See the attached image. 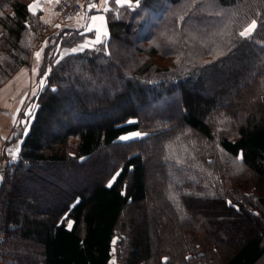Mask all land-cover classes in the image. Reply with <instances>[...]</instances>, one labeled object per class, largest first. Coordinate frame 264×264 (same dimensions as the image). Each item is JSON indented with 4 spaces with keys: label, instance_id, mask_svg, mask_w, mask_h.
Listing matches in <instances>:
<instances>
[{
    "label": "trees",
    "instance_id": "1",
    "mask_svg": "<svg viewBox=\"0 0 264 264\" xmlns=\"http://www.w3.org/2000/svg\"><path fill=\"white\" fill-rule=\"evenodd\" d=\"M31 1L0 0V87L30 62L43 33ZM131 3L110 0L100 43L72 51L90 32L65 25L46 38L37 107L0 183V264H109L112 257L116 264H212L225 245L219 264H264V0ZM253 20L251 34L240 36ZM75 89L99 90L93 111L86 99L71 100ZM173 93L179 121L173 110H139ZM221 115L228 116L223 127ZM132 132L144 134L129 139L139 148L123 153L115 169L103 165L104 181L98 175L82 187L47 188L33 169L94 167L97 151ZM156 158L164 200L150 207L146 163ZM197 207L232 217L229 233Z\"/></svg>",
    "mask_w": 264,
    "mask_h": 264
},
{
    "label": "rangeland",
    "instance_id": "2",
    "mask_svg": "<svg viewBox=\"0 0 264 264\" xmlns=\"http://www.w3.org/2000/svg\"><path fill=\"white\" fill-rule=\"evenodd\" d=\"M54 2H55V0H54ZM58 19H59V17H57V20ZM69 20H64V21H69ZM61 21H63V20H61ZM65 26H69V25L67 24ZM60 29L61 28H57L56 25H48V26H46V33L43 37H46L48 39L49 36L56 35ZM107 35H108V33H107ZM103 36L104 35H101L100 39H102ZM86 42H90V45H91V44H93L94 40H90V41L88 40ZM86 42L84 41L82 44H80V46L76 47L75 49L80 48ZM83 48H85V47H83ZM32 49H33V47H32ZM67 51H70V50L62 49V50H60L59 54H61V52L64 53ZM41 59H42L41 55H40L39 60H37V58L31 59L32 62L28 66L29 70L33 71V69H36V71H33V73L38 74L37 71H38V67L40 65ZM106 88H107V90H111V88H109L108 85L106 86ZM98 91L99 90L95 89V91H90L87 96H84L83 91L81 89H75L74 91L70 92L69 94H70V98L72 101H74V99H80V100L86 99L85 102L87 103V105H90V106H88L90 108V111H93V109L96 108V104H95L94 100L97 96ZM242 95L243 94H241V96ZM249 96L250 95H246V97L242 101V105H245V108L247 111L251 110V108L250 109L248 108L247 103H253L251 96L250 97ZM170 99L175 100V102H176L175 105L168 103V101ZM30 101L32 102V104H31L32 106L37 107V103H33L34 100H30ZM178 103H179L178 96L176 95V93H173L168 97H164V98L157 100V102L155 104L150 103V104L146 105L145 107L139 108V110L140 111H143V110L147 111L148 115H152L161 109L173 110L174 119L179 121L181 119V116L177 113V109H178L177 106L179 105ZM99 106L101 107L102 104H100ZM28 115H30V113ZM226 120H228V116L221 115L219 118L216 119V122L218 124L220 123L219 124L220 127L221 126L223 127V124H224V122H226ZM132 133H136V132H132ZM132 133H129L126 135H130ZM141 134L142 135H140L138 137H141L144 135L143 133H141ZM126 135H123V136H126ZM180 135H182V132H180V131L177 132V130H176V133H175L176 142L178 140L182 139L180 137ZM138 137H133L131 139L135 140ZM14 139H15L16 143H13L11 145V147L9 146L7 148V153H6L7 162H9L11 160H15V158L18 154V153H16L15 158H13L12 153L9 152V149L14 151L17 147L19 148L20 139H18V132L16 133V135H14ZM137 142L138 141H130L128 139V141L124 142V143L118 142V144L111 146V147H107V148L102 147L95 154V160L97 163H95V160H94V163H93L94 167H92L88 164L84 167L77 168V167L71 166L69 164L60 165V164H53V163H46L45 164L46 166H44L43 168H40L41 166L39 164H32V166H33L34 170H41L40 173L42 176V180L40 181V183L41 184L44 183L47 186V188H53L55 185L64 187L65 189L68 187H70V188H73V187L76 188L77 187L78 188V187H82L84 185H88L89 182H91V179H93L92 177L95 178L98 175L100 176L99 178H101L103 181L106 180V178L108 176V174H106L107 172L106 173H102V172L100 173L99 169L103 168L104 166L106 167V165H107V167H111L112 169H115L118 162L121 160V156L123 153L126 156L129 153H131V152H133L139 148ZM145 146H146V144H145ZM232 165H235L234 160H232ZM157 166H159V160L157 158L150 160L146 163V181H147L148 190L150 192L151 199H152L151 205L149 203L150 207H159V206H161V203L164 200L163 199L164 196H163L162 191L159 187L162 184V180L158 177V173L157 174L153 173L155 168H156V172H158ZM44 179H48L49 181L44 182L45 181ZM18 185H22V183L20 182V183H18ZM168 185L170 187L169 183H168ZM158 189L160 190V192H158L156 197H154L153 192L157 191ZM170 190H171V188H170ZM155 200H156V202H155ZM192 201L194 202L195 206H198L197 204H200V203H195L194 200H192ZM194 209L195 210H193V209L192 210L195 213H198L199 211L203 212V214H205L206 218L213 222V226L215 227V229L217 231H223V232H225V234L229 233L228 228L230 227V222L233 220L232 217H228L227 215H224L223 214L224 212H221V211H216V213L212 214L210 212L204 211V209H201L199 207L194 208ZM149 212H148V215L146 213V218H145L146 223L145 224H146L147 230L149 231V235L151 236L152 241H155L157 239L156 237L158 235L157 230H156V227H157L156 219L153 215L152 216L149 215ZM165 215L167 217L171 214L169 213L168 210H165ZM135 217H136V215H132V218H135ZM126 219H128V217ZM129 219H131V217ZM177 222L182 223L183 221L178 218ZM186 222H188V221H186ZM170 223H172V221H170ZM172 233L173 232L171 230H168L167 234H165L164 237L162 236L163 240L166 239V241H167L168 239H170ZM227 237L230 239V236H227ZM228 244H229V242H228ZM228 248H229V245H225L224 247L220 248L221 250H220L219 255H215V257H212V260H213L212 264L222 263L223 257L225 255V251H227ZM113 260L115 261L114 257L111 258L110 262ZM261 262H264V258H262L260 260V263ZM115 264H116V262H115Z\"/></svg>",
    "mask_w": 264,
    "mask_h": 264
},
{
    "label": "crops",
    "instance_id": "3",
    "mask_svg": "<svg viewBox=\"0 0 264 264\" xmlns=\"http://www.w3.org/2000/svg\"><path fill=\"white\" fill-rule=\"evenodd\" d=\"M54 3V0L52 3H49L48 0H32L29 3V5L39 4V7L35 10V15H38L39 19L44 24V30L33 44L30 62L25 64L23 68H21L0 87V153H2L5 148H8L13 143H16L13 140L14 133L16 134L18 132V139H20L19 142L21 143L22 138L28 130L31 117H33L35 107L31 105L32 102L30 100H34L33 103L36 102L43 84L41 83L43 77H37V73H33V71L29 70L28 66L32 62L31 59H36L35 53L41 52V48L46 40V37H43L46 33V26L56 25L57 27V25H59L57 28H61L63 25L68 24V27L81 29L82 32H90V36H86L85 39L90 38V40H94L93 43H95L97 38L96 30L101 27V22H93L91 17L103 16L107 27V20L105 16L106 11L103 9L104 0H87L83 12L77 18H73L69 21H61L60 18L57 20V17L59 16L55 11ZM109 3L110 0H107V8ZM89 4H96L97 7L89 8ZM117 4L126 5L128 3ZM29 12L33 14L31 11ZM45 21L49 22L45 23ZM88 28H92V31H88ZM101 35H103L102 31ZM107 36L104 35L101 41L107 38ZM29 113H31V117L28 121H26L25 117Z\"/></svg>",
    "mask_w": 264,
    "mask_h": 264
},
{
    "label": "snow or ice",
    "instance_id": "4",
    "mask_svg": "<svg viewBox=\"0 0 264 264\" xmlns=\"http://www.w3.org/2000/svg\"><path fill=\"white\" fill-rule=\"evenodd\" d=\"M48 2H49V3H52L53 0H48ZM55 2H56V3H59L60 0H55ZM116 3H120V4H122V3H128L130 7L133 6L132 3H131V0H116ZM138 4H139V0H136V5L138 6ZM38 7H39V4L28 5V10L31 11V12L33 13V15H35V14H36V11H35V10H36V8H38ZM88 7H89V8H95V7H97V5H96V4H89ZM103 9H104V11H108V10H109V9L107 8V0H104ZM77 15L79 16V14H77ZM91 20H92L93 22H95V21H100V22H101V27L98 28V29L96 30V31H97V38H96V40H95V43H100V42H101V39H100L101 31L103 32V35H105V36L107 35L106 22H105L103 16H93V17H91ZM48 22H49V21H45V23H48ZM57 27H59V25H57ZM255 27H256V22L253 20V21L248 25V27H246L243 31H241V32L239 33V35L242 36V37H244V36H248V35L251 34L252 30H253ZM87 30H88V31H92V28H88ZM88 46H90V42H86V43H85L83 46H81L80 48L72 49V51L82 50L83 47H88ZM35 55H36L37 60H39L41 53H40V52H37V53H35ZM33 71H36V69H33ZM41 83H43V80L41 81ZM140 135H142V134L139 133V132H136V133H132V134H130V135L121 136L119 139H121V140H128V139H131V138H133V137H138V136H140ZM9 152H11L12 155H13V158H15L16 153L19 152V148L17 147L14 151L11 150V149H9ZM82 159H83V158H82ZM238 159H242V154H241L240 157H238ZM118 175H119V172L116 173V176H118ZM116 176H113V177H112V180L109 181V187L111 186L112 182L116 179ZM229 203H231V202L229 201ZM69 227H71V224H69ZM110 264H115V261H114V260L111 261Z\"/></svg>",
    "mask_w": 264,
    "mask_h": 264
},
{
    "label": "built area",
    "instance_id": "5",
    "mask_svg": "<svg viewBox=\"0 0 264 264\" xmlns=\"http://www.w3.org/2000/svg\"><path fill=\"white\" fill-rule=\"evenodd\" d=\"M87 0H60L59 3L55 2L54 8L58 13L61 20H69L80 14L83 10V6ZM7 160L4 153H0V180L4 173Z\"/></svg>",
    "mask_w": 264,
    "mask_h": 264
}]
</instances>
